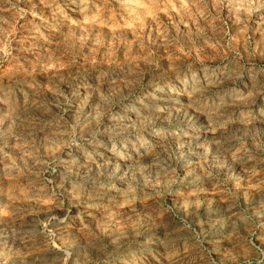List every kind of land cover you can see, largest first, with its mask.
Segmentation results:
<instances>
[{
    "label": "rangeland",
    "instance_id": "obj_1",
    "mask_svg": "<svg viewBox=\"0 0 264 264\" xmlns=\"http://www.w3.org/2000/svg\"><path fill=\"white\" fill-rule=\"evenodd\" d=\"M0 264H264V0H0Z\"/></svg>",
    "mask_w": 264,
    "mask_h": 264
},
{
    "label": "bare ground",
    "instance_id": "obj_2",
    "mask_svg": "<svg viewBox=\"0 0 264 264\" xmlns=\"http://www.w3.org/2000/svg\"><path fill=\"white\" fill-rule=\"evenodd\" d=\"M243 117H246V116H243ZM243 117H242V118H243Z\"/></svg>",
    "mask_w": 264,
    "mask_h": 264
}]
</instances>
